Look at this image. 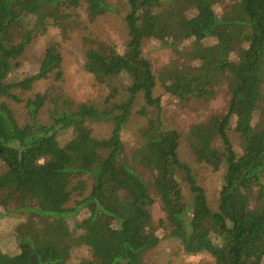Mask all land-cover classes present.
Listing matches in <instances>:
<instances>
[{"label": "trees", "instance_id": "obj_1", "mask_svg": "<svg viewBox=\"0 0 264 264\" xmlns=\"http://www.w3.org/2000/svg\"><path fill=\"white\" fill-rule=\"evenodd\" d=\"M63 45L97 100L66 90ZM169 236L264 264V0H0V264H144Z\"/></svg>", "mask_w": 264, "mask_h": 264}, {"label": "rangeland", "instance_id": "obj_2", "mask_svg": "<svg viewBox=\"0 0 264 264\" xmlns=\"http://www.w3.org/2000/svg\"><path fill=\"white\" fill-rule=\"evenodd\" d=\"M119 8H121V6H119ZM110 15L111 17L104 22V33L112 38L114 37L115 39H120L123 35L122 32L125 31L124 24L121 20V14L115 13ZM57 35L58 34L55 30H49L45 36L40 37L35 41L34 46L31 48V54L33 56L40 54L49 42L54 39H58ZM62 43L63 41H61V44ZM64 45L62 46L63 52L67 57L65 62L66 90L70 91L77 101L86 102L88 100H97L102 95V91L94 87L92 78L84 72L82 68V56L78 54L76 49H72L71 47L67 49ZM166 60L167 58L164 54L158 55L156 57V65H162L166 62ZM184 120L185 119L182 118L179 121L183 122ZM140 122L146 123L147 121L141 119ZM135 127L136 126H133V128ZM92 128L93 134L99 138L108 136L110 130V127L106 125V123L94 125ZM44 152L50 154L51 151L49 147H47V150ZM179 156L182 161L191 165L193 164L190 153L185 146H181ZM198 173L200 185L209 197L211 205L215 206L217 204V192L221 183L220 176H218V174H212L210 171L201 168H198ZM156 213L159 215V211H156ZM177 246H179L178 241L174 237L169 236L159 250L156 252L153 251L154 253L152 252L149 254L152 255L144 264H193L195 259L183 258V253ZM7 260L10 261L9 259ZM11 262L12 264H18L16 260H12Z\"/></svg>", "mask_w": 264, "mask_h": 264}]
</instances>
